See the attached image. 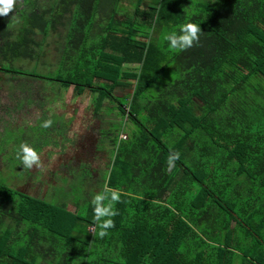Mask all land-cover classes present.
Segmentation results:
<instances>
[{"label":"trees","instance_id":"16d2710c","mask_svg":"<svg viewBox=\"0 0 264 264\" xmlns=\"http://www.w3.org/2000/svg\"><path fill=\"white\" fill-rule=\"evenodd\" d=\"M189 22L199 43L169 49ZM46 56L54 77L36 72ZM0 73L5 92L44 79L41 96L53 82L86 94L107 159L97 186L83 167L55 175L74 198L0 183V264H264V0H17L0 17ZM105 186L120 201L101 238L92 197Z\"/></svg>","mask_w":264,"mask_h":264},{"label":"rangeland","instance_id":"374dc122","mask_svg":"<svg viewBox=\"0 0 264 264\" xmlns=\"http://www.w3.org/2000/svg\"><path fill=\"white\" fill-rule=\"evenodd\" d=\"M124 10L129 11L126 8L118 10L117 16H124L126 12ZM17 27V23L11 26L13 30ZM52 63L53 57L46 56V67H38L37 74L43 78L54 77L55 67ZM22 68L26 69L24 74L32 71L27 64H22ZM136 68L137 66L131 65L123 67L124 70L130 71ZM0 78H5V76L0 73ZM38 81L40 83L33 82L32 86L30 85L29 89L31 88L33 92L29 94L22 90L5 92L4 89H0V122L9 121V124L15 126L11 129L13 133L3 137L6 140V149H4L6 152L1 160L6 161L8 165L3 169V161L0 160V172L4 170L0 174V183L9 187L13 186L12 188L15 187L19 192L38 198L50 195L48 186H52V195L58 192L74 198L68 186L63 183L59 185V177L56 176L71 179L72 175L83 167L91 171L93 186H97V174L100 177L102 172L98 173L96 170L103 169L107 161L106 154L96 148L99 138L97 128L100 126V121L91 112L89 98L86 94L75 96L72 87L64 90L53 82L50 91L41 96L37 89L40 84L46 86L48 81L44 79ZM129 94L128 89L114 91V95L118 97ZM26 95L30 98V103L25 98ZM40 103L43 104V108L38 105ZM104 118L107 120V117ZM44 120H51V126L46 129L42 128L41 123ZM54 122L58 124L54 126ZM60 123L62 126L57 128ZM21 143L36 144L39 147L42 167L39 170L35 168L29 170L27 177L23 180L16 179L11 182L14 176L26 173L22 166H18L19 162L15 158V153ZM57 150H59L58 154ZM51 181L53 183L49 185ZM52 199H54L53 196ZM59 200L57 197L56 201ZM69 206L73 207L71 204Z\"/></svg>","mask_w":264,"mask_h":264},{"label":"clouds","instance_id":"9594fccd","mask_svg":"<svg viewBox=\"0 0 264 264\" xmlns=\"http://www.w3.org/2000/svg\"><path fill=\"white\" fill-rule=\"evenodd\" d=\"M17 0H0V17L7 16L13 12ZM202 30L200 25L195 23H186L181 25L175 32L165 36V41L169 49L174 51H184L199 43ZM52 124L51 120H44L41 123L42 128H48ZM18 166L22 169L39 170L42 167V161L39 152L35 146L21 143L15 154ZM179 159L178 153H171L167 159V168L171 169L175 161ZM120 201V193L105 186L104 190L94 194L92 197L93 217L97 227L100 229L98 235L103 238L107 230L114 226L112 217L116 216V203Z\"/></svg>","mask_w":264,"mask_h":264},{"label":"crops","instance_id":"0c3cea01","mask_svg":"<svg viewBox=\"0 0 264 264\" xmlns=\"http://www.w3.org/2000/svg\"><path fill=\"white\" fill-rule=\"evenodd\" d=\"M41 149L43 150V148H41ZM42 150H41V151H42ZM41 151H40V152H41ZM58 151H59V150H57V154H58ZM59 155H60V154H59ZM52 183H53V181L50 182V185H51Z\"/></svg>","mask_w":264,"mask_h":264}]
</instances>
